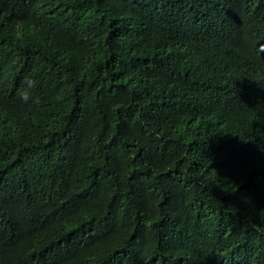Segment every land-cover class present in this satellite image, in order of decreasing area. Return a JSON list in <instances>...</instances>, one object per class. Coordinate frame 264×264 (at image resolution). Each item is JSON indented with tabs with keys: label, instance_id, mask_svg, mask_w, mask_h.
I'll return each instance as SVG.
<instances>
[{
	"label": "trees",
	"instance_id": "16d2710c",
	"mask_svg": "<svg viewBox=\"0 0 264 264\" xmlns=\"http://www.w3.org/2000/svg\"><path fill=\"white\" fill-rule=\"evenodd\" d=\"M0 264H264V0H0Z\"/></svg>",
	"mask_w": 264,
	"mask_h": 264
},
{
	"label": "clouds",
	"instance_id": "9594fccd",
	"mask_svg": "<svg viewBox=\"0 0 264 264\" xmlns=\"http://www.w3.org/2000/svg\"><path fill=\"white\" fill-rule=\"evenodd\" d=\"M31 83V85L34 87L35 86V81L33 80V81H31L30 82ZM22 100L24 101V102H27L28 100H29V98H30V93H24V94H22ZM33 102H35V101H33Z\"/></svg>",
	"mask_w": 264,
	"mask_h": 264
}]
</instances>
